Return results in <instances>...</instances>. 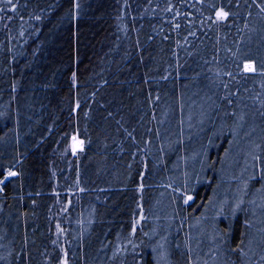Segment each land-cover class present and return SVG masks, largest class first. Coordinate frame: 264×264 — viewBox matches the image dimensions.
I'll list each match as a JSON object with an SVG mask.
<instances>
[{
	"label": "trees",
	"instance_id": "1",
	"mask_svg": "<svg viewBox=\"0 0 264 264\" xmlns=\"http://www.w3.org/2000/svg\"><path fill=\"white\" fill-rule=\"evenodd\" d=\"M263 187L264 0H0V264H259Z\"/></svg>",
	"mask_w": 264,
	"mask_h": 264
},
{
	"label": "rangeland",
	"instance_id": "2",
	"mask_svg": "<svg viewBox=\"0 0 264 264\" xmlns=\"http://www.w3.org/2000/svg\"><path fill=\"white\" fill-rule=\"evenodd\" d=\"M220 13H222L221 11H219L217 13L218 17H224L219 15ZM253 68V65L251 63H247L245 65V70H251ZM252 123V121H251ZM245 131V135L247 136L249 133L253 132L251 129V125L248 124L247 128L244 130ZM244 152L243 154H241V157L236 156L233 159H236L235 161L230 162V159L227 160V164L224 166V173H227L226 177H230V173L233 171H235V168L237 169V174H238V183L236 185V187L234 188L233 192H232V198H231V202H232V210L235 211V209L237 208L238 205V196L239 193L243 190L244 186H245V181L246 178L250 175V171L252 170V157H253V152L255 153V151L257 150L258 144H259V139L256 137H253L251 140V137H247L245 142H244ZM82 148V144L81 141L78 140L77 138L72 139L71 141V150L73 152H78L80 149ZM244 156V157H243ZM240 158V159H239ZM244 181V182H243ZM226 189L223 191L224 193V203L225 206L228 207V201L229 198L228 194L229 192H227ZM221 199V197H220ZM228 199V200H226ZM259 200L257 205L255 207V219L253 220L255 225H254V229H253V235L256 237L254 240H252L250 242V246L253 247L257 246V245H261L262 246V250L260 252V258H259V264H264V242L262 241L261 238L257 237V235L260 233L259 229L261 227H263L264 225V187L262 188V191L260 192V194L257 196V198H255V201ZM216 201H221V200H216ZM254 208V207H253ZM140 221V217H138V219L136 220V225L139 223ZM198 237H197V249L199 250V247H202V242H203V233L201 231H198ZM206 236V235H205ZM216 235H214V233L208 234V236L206 237V248H205V258H204V262L203 264H217L218 262V250H219V246H220V242L216 241ZM210 239V241L208 239ZM214 238V239H213ZM201 245V246H200ZM252 249V248H251ZM159 259L160 260H164V252L163 250L160 251L159 253ZM61 264H66V260L63 259Z\"/></svg>",
	"mask_w": 264,
	"mask_h": 264
},
{
	"label": "snow or ice",
	"instance_id": "3",
	"mask_svg": "<svg viewBox=\"0 0 264 264\" xmlns=\"http://www.w3.org/2000/svg\"><path fill=\"white\" fill-rule=\"evenodd\" d=\"M219 15L224 16L226 13H220ZM9 175H15V173H9Z\"/></svg>",
	"mask_w": 264,
	"mask_h": 264
},
{
	"label": "water",
	"instance_id": "4",
	"mask_svg": "<svg viewBox=\"0 0 264 264\" xmlns=\"http://www.w3.org/2000/svg\"><path fill=\"white\" fill-rule=\"evenodd\" d=\"M9 177H10V175H6V177H5V178H6V179H8Z\"/></svg>",
	"mask_w": 264,
	"mask_h": 264
}]
</instances>
